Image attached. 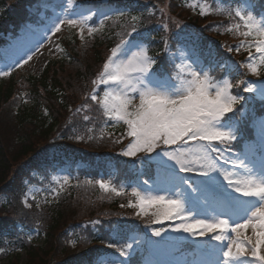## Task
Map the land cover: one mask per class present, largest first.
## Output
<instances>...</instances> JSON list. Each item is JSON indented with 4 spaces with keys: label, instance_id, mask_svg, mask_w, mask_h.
<instances>
[{
    "label": "trees",
    "instance_id": "trees-1",
    "mask_svg": "<svg viewBox=\"0 0 264 264\" xmlns=\"http://www.w3.org/2000/svg\"><path fill=\"white\" fill-rule=\"evenodd\" d=\"M133 1L117 0V3L119 7L138 10L132 5ZM205 1L213 3L212 14L207 16L189 17L183 0H170L169 4L171 11H179L177 16L202 36L201 42L182 36L185 28L168 36L164 30L157 32V28L152 27L154 17L144 11L135 22L137 32L126 38L130 42L141 41L143 34H150L149 28L152 29V35L148 37L151 40L149 54L157 60L155 68L163 65L169 74H173L174 69L167 61L168 53L176 56L178 45L193 43L191 50L209 60L210 71L225 76L219 71V64L225 56V52L219 49V42L226 41L233 48L237 43L248 42L249 38L240 36L235 29L229 31L233 23L239 22L238 18L236 21L230 19L220 11L229 7H220L214 2L231 4L233 8L239 0ZM250 1L259 3L258 10L264 6V0ZM39 3L40 0H0V50L9 45L10 36L17 35L29 20L37 17L31 9ZM113 18L83 42H66L60 58L49 61L40 75L22 77L17 81L10 77L5 85L0 83V194L9 196L16 208H12L9 200L0 208V243L7 241L10 246L7 260L0 264H83L84 261L101 264V257L109 260L111 256L121 258L115 248L108 247L110 243L121 247L128 231H147L157 226L152 216L139 218L136 210L127 206L130 201L136 203L129 188L118 196L105 192L96 183L100 174L109 172L108 162L112 163L110 171L115 172L117 183L128 180L131 185L140 176L141 182H145L157 172L156 165H151L148 160L126 159L119 154L130 141L125 138L121 143L116 142L122 138L126 127L115 126L108 132L111 136H106L103 126L111 121L104 115L100 104L90 99L97 87L93 80L99 77L104 63L111 56V49L119 43L121 35L130 31L132 24L118 15ZM213 37L217 41L210 47L208 40ZM165 41L168 52L164 51ZM88 53L92 54L90 58ZM254 109L257 116L264 115L262 103H256ZM85 116L89 119L85 120ZM236 119L241 121L243 118ZM245 124L239 127V139L232 145L234 152L241 151L243 145L252 141V130ZM123 164H137L133 169L136 175ZM63 165L77 172L73 174L76 182L61 192L55 202L31 203V207H25L21 200L31 174L45 166ZM9 207L11 209L6 210ZM32 230H37L39 237H43L42 245L36 246L24 237L25 232ZM67 233L76 240L78 249L72 250L67 245ZM181 246H184L182 253H194L189 243ZM23 253L25 261L21 259ZM150 258L149 254L144 255L143 250H139L131 264H148Z\"/></svg>",
    "mask_w": 264,
    "mask_h": 264
},
{
    "label": "snow or ice",
    "instance_id": "snow-or-ice-1",
    "mask_svg": "<svg viewBox=\"0 0 264 264\" xmlns=\"http://www.w3.org/2000/svg\"><path fill=\"white\" fill-rule=\"evenodd\" d=\"M220 11L233 21L238 18L239 22L233 23L229 31L235 29L240 36L250 38L248 43L235 48L236 52L243 48L249 53L248 60L240 67L248 69L253 76H261L264 69V14L256 13L252 6L221 8ZM209 14H212V10L200 9V15ZM123 15L119 13L120 17ZM138 19L131 18L130 31L121 35L119 43L111 49V56L104 63L99 77L93 80L94 85H105L108 90L104 91L102 98L94 90L90 99L100 103L109 120L126 126L123 136L130 138V142L122 155L130 158L136 157L138 153L149 155L150 159L157 160L167 168L169 178L180 185L190 178L177 175L176 168L179 172H192L207 178L197 182V188L193 191L216 200V217L211 220L192 218L187 214L184 201L168 197L167 212L162 217L158 216L154 223L179 220L180 223L172 231L194 237H207L210 233H216L213 239L221 243L227 241L226 250H222V260H218L217 264H243L246 256L250 257L252 264H264V115L259 119V169L254 162L249 161L248 152H234L232 145L238 139L237 122L234 116L228 115L235 112L236 105L245 99L233 93L234 87L242 84L244 92L264 98V81L257 84L246 80L235 83L230 79L217 80L209 70L183 60L178 65L174 64L173 74L167 73L163 65L155 68L157 60L149 54L148 48L139 46L135 40L129 42L126 38L137 32L135 22ZM88 21L87 16L79 19L65 16L51 32L55 35L67 23L70 27H79L80 38L83 39L85 27L89 34L98 30L90 26ZM103 27L104 22L101 21L100 28ZM228 50L233 51L232 48ZM164 51H169L167 41L164 42ZM31 59V55L27 56L19 66L23 67ZM84 119L89 117L85 116ZM251 149H255V141L251 142ZM152 153H155L154 157L150 155ZM227 153H232L235 158ZM169 161L172 163L169 164ZM221 161L230 167L222 166ZM233 170H241L243 175L237 179L239 172ZM219 177H223L227 188L232 193H239V196L228 193L227 188L219 182ZM64 182L67 183V178ZM96 183L105 192L118 196L123 194L122 188L104 179ZM132 195L138 197L139 203L130 201L127 206L139 207L141 210L146 203L161 204L166 200L161 195H141L135 190ZM241 197L250 199L245 201ZM221 216H228L229 219L236 216L237 219L230 223L229 219ZM249 228L253 235L241 239V235ZM165 231L161 228L152 234L160 237ZM230 234H234L235 238ZM108 247L115 248L119 256L127 258L133 245L129 243L125 248L110 243ZM112 264H127V261L114 260Z\"/></svg>",
    "mask_w": 264,
    "mask_h": 264
},
{
    "label": "rangeland",
    "instance_id": "rangeland-1",
    "mask_svg": "<svg viewBox=\"0 0 264 264\" xmlns=\"http://www.w3.org/2000/svg\"><path fill=\"white\" fill-rule=\"evenodd\" d=\"M139 1H141L143 4H141ZM214 3L220 7H231V4L224 5L222 2L217 1ZM169 4L170 0H135L133 1L132 5L138 10L131 12L130 19L132 17L139 18V14L144 11V13H149L154 17V24L152 27L154 29L157 28V32L164 30L168 36L172 32L185 28V33L182 34V36H190V38L194 39L195 42H198V40L201 42L200 38L202 36L195 32L191 26L188 27L186 23L177 16L179 11H171ZM212 4L213 3L206 2L205 0H183V5L187 10L186 12L189 14V17L203 16L200 15V9L204 8L205 10H213ZM246 6H252L256 13L264 14V7L258 10L255 8V5L252 3L250 4L248 0H241V5L234 4L233 8ZM50 9H53L54 11L57 9V11L47 13V11H50ZM128 11L129 10L127 8L119 7L117 0H40L39 8L34 7L31 9V12L34 16L37 14L36 12H39L41 21L38 23L40 25H36L38 20L32 16L33 19L29 20V24L24 26L17 36L15 35L8 39L10 41V45L2 51L3 59L0 60V83L5 85L8 81V77H11V75H13L12 77H14L16 81L22 77H36L40 75L49 61L60 58L62 53L61 51H63L62 49H64L66 42L76 40L81 43L92 34H89L87 27H85L83 32L84 38L81 39L80 28L70 27L67 23H65L61 26V31L53 35L51 29L54 28L55 24L65 16H69L73 19H79L81 17L87 16L89 17L88 24L98 29L101 21L108 20L106 17L112 18L113 15L119 14L121 12L128 14ZM123 17L125 19L128 18L125 15ZM48 19L50 20L49 24H45ZM149 32L150 34L148 32L143 34L141 41L139 40L136 42L141 47H147L148 50H150L149 42L151 41L148 39V37L152 35V29L149 28ZM208 39L209 38H206V40ZM173 41L176 43L177 39L175 38ZM216 41L217 39L213 37L208 40V45L212 47ZM238 45L241 44L237 43L236 46ZM219 46L221 47L219 49L225 52L223 62L219 64V71H223L225 76H222V74H218L217 72L210 71L211 65L209 64V60L207 61L205 57H202L200 54L191 50L194 48L193 43H191L189 46H186L185 44L178 45L176 56L175 53L169 52L168 55L170 56L167 61L169 65H171L172 69H174V64L178 65L182 60L186 63H192L194 66L209 70L217 80L230 79L233 81V83L238 80H246L249 82H255L257 84H259L260 81H264V69H262L261 76L257 77L251 75L248 69L240 67L242 63L248 60L249 53L247 51L241 48L239 52H236L234 50L236 48L235 45L232 48L228 42L223 40L219 42ZM229 48H232L233 51H229ZM29 55L32 56V59L27 64L23 65V67H20L19 65L22 64L23 60ZM90 56H92V54L87 55L88 58H90ZM5 72L8 74L4 75L3 73ZM230 73H233V75H230ZM239 87H241L242 90H240ZM239 87H234L232 91L234 94L241 95L245 99L240 104L236 105L235 112L229 113L228 115L235 117L237 122L238 139L239 126L241 124L243 125L247 122L248 126L255 131L253 137L255 140V149L252 150L251 145H243L241 151L235 153L244 154L245 152H248L249 161L254 162L257 169H259V161L261 159V153L259 151L260 142H258L260 141V117L256 115L254 107L256 106V103H262L264 105V98L258 94L244 92V85L242 84ZM105 90H108L105 85L97 83L95 91L101 98L103 97ZM239 116L243 118L241 121H237L236 119V117ZM109 121L111 122L108 124L104 123L103 126V128H106V136H111L108 135L110 134L108 132L112 131V128L115 126L126 127L123 123L117 124L112 120ZM101 132L104 133V130L101 129ZM120 140L125 141L124 136H122ZM127 144H129V141ZM127 146L124 145L121 151L123 152ZM157 151H159V149ZM150 155L154 157L155 153ZM227 155L235 158L232 153H227ZM121 156L125 157L126 159H145L150 161L151 165H158L154 166L157 167V172H155L151 180H146L147 183L141 182V176L138 177L135 182H131V185L128 184V180H123L122 182L117 183L115 172L110 171L113 169V167L110 165L112 163H107V161L106 163L107 167H109V172L101 174L98 178V180L104 179L106 182H110L111 185L117 188H122L123 191L129 188L131 193H133V190H135L141 195H161L166 198L165 202L161 204L153 205L146 203L143 210H141L139 207H131L133 210H136V213H140L138 215L139 218H145L150 215L155 221L158 216L162 217L168 210V197L179 198L180 200L184 201L187 214L192 218L211 220L217 216V212L214 211L217 206L216 200L207 194H201L199 191H193V189L197 188V182L207 179L206 177L199 176L192 172H179L178 168H176L177 175L190 178L186 183L180 185L178 182L172 181L169 178V170L167 168L160 165L157 160L150 159L149 155L138 153L136 157L131 158L122 154ZM168 163L171 164L172 162L169 161ZM220 164L224 167H230L228 165H223L222 161ZM123 165L129 167L131 173L133 172V175H136V171L133 169H136L137 164ZM233 171L239 172V175L236 177L237 179L243 175L241 170ZM72 173L77 174L76 171L69 170L68 166L64 165L57 166L55 168H49L45 166L40 171H34L30 180L26 182V192L23 200H21V203L25 205V207H29L28 205L31 203L42 204L45 201L55 202L58 194L68 188L70 184L76 182ZM213 175L216 174L213 173ZM65 178H67V183L64 182ZM219 182L223 184L225 188H227V182L223 180V177H219ZM227 192L231 193L232 195L239 196V193H232L230 188H227ZM189 193H191V198L189 197ZM241 199L246 201L250 198L241 197ZM8 200L11 203L9 196L0 194V208H2L1 206L5 205ZM25 201H27V203ZM138 203L139 200L138 197H136V204ZM11 206L12 208L14 207L12 203ZM10 209L11 208L9 207L6 210ZM14 209L16 208L14 207ZM220 218L229 219L228 216H221ZM235 219H237V217L233 216L229 219V222L233 223ZM179 223V220L175 222L163 220L162 223H155L157 226H152L149 231H128L126 242L123 247L126 248L127 244L129 243H131L133 247L129 256L127 258L123 257V259L127 261V264H131V259L135 255V252L137 250L143 249L144 254L150 253L152 256H156L151 258L149 264H157V261L162 262L163 264H217L218 260H222V250H226L227 241L221 243L213 239L212 237L216 233H210L207 237H194L188 233H177L172 231V229ZM17 226L19 231H21L22 228L20 225ZM161 228L166 229L162 236L157 237L152 234L154 230H159ZM25 234L26 236L24 237H26L34 245H42L43 237H39L37 230L25 232ZM67 235L68 237L65 239V242H68L67 245L72 250L78 249L76 246V240L72 237L70 238L71 234L67 233ZM230 235L235 238L234 234ZM252 235V229L249 228L241 235L240 238L244 239V236ZM5 238H8V235H5ZM185 242L193 243L194 247L196 248L195 254L190 256L187 254H182L181 244ZM9 251L10 246L7 241L4 244L0 243V263H4L7 260V254ZM21 259L22 261H25L26 258L24 253L21 256ZM114 260L125 261L117 256H111L110 260L101 257L100 262L101 264H112ZM83 264H91V262L84 261ZM243 264H252L250 257L246 256L244 258Z\"/></svg>",
    "mask_w": 264,
    "mask_h": 264
}]
</instances>
